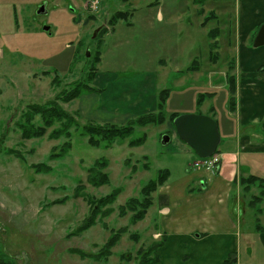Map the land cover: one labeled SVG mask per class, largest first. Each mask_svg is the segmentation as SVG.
<instances>
[{
  "label": "rangeland",
  "instance_id": "1",
  "mask_svg": "<svg viewBox=\"0 0 264 264\" xmlns=\"http://www.w3.org/2000/svg\"><path fill=\"white\" fill-rule=\"evenodd\" d=\"M236 1L0 0V257L14 264H140L155 258L154 243L161 239L153 236L158 217L155 202L134 224H130V212L120 216L118 211L129 198L140 197V188L155 179L158 170L166 169V180L171 182L184 181L195 171L193 161L198 157L176 135L169 115H207L217 122L225 141L230 138H225L229 130L234 135L236 131L252 133L255 128L264 136L259 125L260 130L240 126L228 110L236 104L237 20L254 19L253 11L260 6L259 0H243L237 14ZM44 2L47 13L36 14ZM118 11L128 17L111 26L109 20ZM44 24L49 25L48 32L42 30ZM223 29L230 46L222 44ZM209 31L212 36L220 32L221 46L216 42L212 59L207 56ZM251 42H247L250 57L262 58L264 45L254 47ZM97 51L101 59L95 63ZM161 73L165 77L160 89L168 91L162 108L164 122L134 126L129 136L117 138L109 147L87 142L82 128L86 123L126 125L139 116L128 110L126 96L133 93L137 97V91L130 89L147 75ZM92 74L93 80L97 74L106 79L91 81ZM84 84L94 90L69 102L58 99L59 106L73 117L74 122H63L70 126L69 139L49 136L62 123H55L41 137L22 138L20 126H24L29 105L44 104ZM85 95L93 98L86 110L81 102ZM201 95L204 99L198 105ZM99 105L120 109L113 113ZM39 118L35 116L37 124ZM142 136V143L128 144ZM164 136L169 137L165 143ZM67 140L68 151L50 159L54 147ZM220 148L219 144L217 151ZM101 158L107 162L109 181L94 187L87 182V168ZM41 163L49 170L36 173L34 166ZM244 166L260 173L264 184V153L241 154ZM116 189L115 200L106 206L113 211L108 216L98 214L93 225L77 231L90 213L82 194L99 198ZM259 192L254 186L244 193L239 226L242 242L234 251L237 264H264V248L255 226L257 218L264 226V200L258 215L249 206L251 196ZM121 227L126 231L104 260L99 249L110 237V229ZM131 233H137L138 239L131 238Z\"/></svg>",
  "mask_w": 264,
  "mask_h": 264
},
{
  "label": "crops",
  "instance_id": "2",
  "mask_svg": "<svg viewBox=\"0 0 264 264\" xmlns=\"http://www.w3.org/2000/svg\"><path fill=\"white\" fill-rule=\"evenodd\" d=\"M241 1H236L237 14L241 9ZM259 4L253 11L256 15L254 19L249 16L237 20L234 35L238 41L234 70L237 79L234 94L236 104L232 110L227 108L237 117L240 126H260L264 131V56L258 58L255 55L256 60L250 57L252 52L247 45L249 39L253 43L259 27L264 23V0H259ZM158 13L157 21L161 22L162 13ZM223 31L222 44L230 46V40L225 38V29ZM219 35L220 32L215 40L221 46ZM210 41H213L212 37L208 43ZM164 77V73L160 76L147 75L135 89L131 88L137 91V97L133 93L126 96L128 110L138 115L154 112ZM105 79V76L97 74L93 81L102 82ZM88 96L81 97L85 110L92 105L93 98ZM78 108L83 111L80 105ZM98 108L113 113L120 109L116 105L114 108L99 105ZM225 138L229 139L225 141L221 137L219 143L221 162L216 169L218 171L211 172L199 166L187 178L184 177L186 180H166L153 192L152 204L155 202L158 213L153 236L164 237V242L157 249L158 260L154 264H221L230 253L238 250L242 242L240 217L246 199L239 179L250 174L261 175L252 171V168L241 167V154L264 153V136H260L254 128L252 133L241 134L236 131L234 135L229 130ZM252 188L254 186L250 191ZM257 237L264 248V230L259 231Z\"/></svg>",
  "mask_w": 264,
  "mask_h": 264
},
{
  "label": "trees",
  "instance_id": "3",
  "mask_svg": "<svg viewBox=\"0 0 264 264\" xmlns=\"http://www.w3.org/2000/svg\"><path fill=\"white\" fill-rule=\"evenodd\" d=\"M128 15L125 12H116L114 15L110 18L109 24L112 26L115 24V22L119 18H127ZM209 37H212L213 41L209 42V57L212 59L216 54L213 53V51L217 47V41L215 40L216 35H211L209 33ZM101 59L100 54H98V51L96 52L95 57V63L99 62ZM196 67H193L195 69ZM186 70H192V68L188 67ZM95 71V69L90 70ZM93 74L89 76L91 81L93 80ZM88 78V79H89ZM94 88L90 85H81L78 88H74L69 92H63L62 95L59 97H55L54 99L46 101L44 104H32L29 105V108L27 112L24 114L25 123L24 126H20L21 136L23 139H30V138H36L41 137L46 132V129L54 126L55 123H62L61 127L59 129H54L50 133V138L57 139L62 136L69 139L70 138V126H65L63 122L66 120L69 123L74 122L73 117L65 110H63L59 104L58 99H61L62 102H69L77 97H79L83 92H91ZM167 89L161 90L158 94V104H157V113L150 112L146 114H141L134 119L130 120L126 125H117L114 123H105V126L101 125H89V123H86L83 125V130L85 134L87 135L88 139L87 142L92 146H99L101 143H104L105 147H109L117 138H125L129 136L133 132L134 126H145L147 124H160L164 122L167 118L164 113H162L163 104L167 97ZM235 92H233L234 94ZM213 94V93H211ZM203 95L199 96L197 98V103L200 105L203 101ZM38 115L40 118V123L37 124V122L34 121L35 116ZM177 113H171L168 117V120L173 126V119L177 116ZM75 125V124H74ZM175 130V128H174ZM93 136H99L94 138ZM144 140V137H140L136 140H130L128 142L129 145L134 146L137 144L142 143ZM70 148V142L69 140L65 141L62 145H60L58 148L54 147V150L51 152L49 158L50 159H56L62 157ZM188 148L193 151L192 148L188 146ZM218 147L216 148L215 152L217 151ZM194 152V151H193ZM44 166V168H42ZM107 166V162L104 158L98 159L94 164L87 168V182L91 184L94 187H98L100 185L108 183V173L106 172L105 168ZM147 167V165H144ZM33 167V166H32ZM35 172H43L49 170V166L45 165L44 163L38 164L34 166ZM169 176V172L166 169H160L157 171V175L155 179L150 180L146 185H143L139 190V198L132 197L129 198L124 205H121L119 207V215L124 216L128 212L131 213L130 215V224H134L139 220H142L147 213V209L152 205V193L160 186L162 185L167 177ZM240 184L243 186V191L249 192L250 188L252 186L258 187L260 190L259 195H252L250 199L251 207L254 208V211L258 214H260L259 209H262L259 207V205L264 200V184H263V178L260 176H256L253 174L247 175L246 177H241ZM119 193V189L114 190L113 192L106 194L99 198H94L90 194L83 193L82 197L85 198L86 202L89 203L90 206V213L89 215L84 219L83 224L77 229V231H82L84 229L89 228L91 225L95 223L96 217L98 214L101 213L103 216H108L112 211L113 208L106 206L111 205L112 202L115 200V197ZM142 198V199H140ZM63 201L65 198L62 199ZM62 200H56L55 202H62ZM256 203V204H254ZM255 205H257L255 207ZM105 208L102 212L99 210V208ZM255 226L258 231H263L264 226H262L258 218L255 221ZM125 227H121L117 230L110 229V237L105 241L104 245L99 249V254L101 255L104 260L108 258L111 255V248L113 245L118 241L120 238V235L124 233ZM137 233H131L129 236L133 238L134 240L138 239ZM136 236V237H135ZM164 242V237H162L159 241H157L154 246V252H156L155 258L149 262L145 260H141L140 264H154L158 260L157 256V249L158 247ZM78 251V250H77ZM79 253L82 256L83 253L79 251ZM236 253H230L226 259H224L221 264H237L236 259ZM0 264H14L12 261H10L9 258L0 257Z\"/></svg>",
  "mask_w": 264,
  "mask_h": 264
},
{
  "label": "water",
  "instance_id": "4",
  "mask_svg": "<svg viewBox=\"0 0 264 264\" xmlns=\"http://www.w3.org/2000/svg\"><path fill=\"white\" fill-rule=\"evenodd\" d=\"M46 13L44 2L38 6L36 14L44 15ZM42 30L48 32L49 25L44 24ZM252 44L254 47L264 45V23L259 27ZM173 125L177 136L200 158L212 155L221 141L217 122L207 115L180 114L173 119ZM168 140L169 137L164 136L162 142L165 143Z\"/></svg>",
  "mask_w": 264,
  "mask_h": 264
},
{
  "label": "built area",
  "instance_id": "5",
  "mask_svg": "<svg viewBox=\"0 0 264 264\" xmlns=\"http://www.w3.org/2000/svg\"><path fill=\"white\" fill-rule=\"evenodd\" d=\"M219 163H220V158L218 154H213L209 158H204L200 161H196L194 165L202 166L205 169H209L211 172H214L218 168Z\"/></svg>",
  "mask_w": 264,
  "mask_h": 264
}]
</instances>
